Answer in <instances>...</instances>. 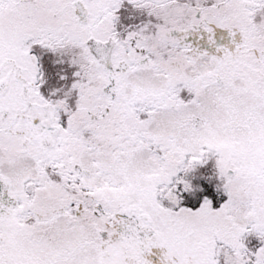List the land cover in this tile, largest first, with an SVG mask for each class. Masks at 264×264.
Returning a JSON list of instances; mask_svg holds the SVG:
<instances>
[{"label":"snow or ice","instance_id":"snow-or-ice-1","mask_svg":"<svg viewBox=\"0 0 264 264\" xmlns=\"http://www.w3.org/2000/svg\"><path fill=\"white\" fill-rule=\"evenodd\" d=\"M0 264H264V0H0Z\"/></svg>","mask_w":264,"mask_h":264}]
</instances>
